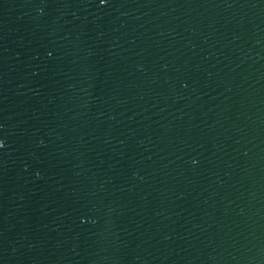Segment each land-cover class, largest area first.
I'll return each mask as SVG.
<instances>
[{
    "label": "water",
    "instance_id": "water-1",
    "mask_svg": "<svg viewBox=\"0 0 264 264\" xmlns=\"http://www.w3.org/2000/svg\"><path fill=\"white\" fill-rule=\"evenodd\" d=\"M0 264H264V0H0Z\"/></svg>",
    "mask_w": 264,
    "mask_h": 264
},
{
    "label": "snow or ice",
    "instance_id": "snow-or-ice-1",
    "mask_svg": "<svg viewBox=\"0 0 264 264\" xmlns=\"http://www.w3.org/2000/svg\"><path fill=\"white\" fill-rule=\"evenodd\" d=\"M100 3H105V0H100ZM3 144V140H0V145Z\"/></svg>",
    "mask_w": 264,
    "mask_h": 264
}]
</instances>
